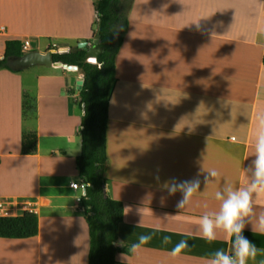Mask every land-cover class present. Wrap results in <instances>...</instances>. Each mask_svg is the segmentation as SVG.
Returning <instances> with one entry per match:
<instances>
[{
    "label": "crops",
    "instance_id": "1",
    "mask_svg": "<svg viewBox=\"0 0 264 264\" xmlns=\"http://www.w3.org/2000/svg\"><path fill=\"white\" fill-rule=\"evenodd\" d=\"M95 1L0 0V59L7 40L28 37L34 50L69 51L84 41L92 49ZM35 67L0 70V196L29 202L21 214L39 217L36 236L0 237V264H88L82 192L71 187L81 179L83 72ZM262 112L264 0L133 1L107 132L106 189L124 205L117 264H208L217 249L230 250L224 233L203 239L198 219L218 210L215 192L226 180L243 178ZM32 132L36 151L25 154L23 136ZM172 179L200 181L183 209L182 193L161 190ZM243 235L261 250L249 264H264V234L248 225ZM181 241L188 247L174 256Z\"/></svg>",
    "mask_w": 264,
    "mask_h": 264
},
{
    "label": "trees",
    "instance_id": "2",
    "mask_svg": "<svg viewBox=\"0 0 264 264\" xmlns=\"http://www.w3.org/2000/svg\"><path fill=\"white\" fill-rule=\"evenodd\" d=\"M133 1L94 2L97 20L93 34L98 38L95 55H92L89 46H75L67 52L53 53L55 62L78 66L84 76L83 87L79 90V103L84 112L80 130L82 151L77 157V166L80 177L88 184L86 195L82 196L80 202V211L89 226L88 264H117L116 256L121 251L116 243L124 219V205L111 198L106 189L107 132L110 97L117 80V56L129 30V12ZM24 54L21 40H7L4 57L0 59V70L17 71L8 65V61ZM90 57H96L97 62L90 61ZM36 142L34 132L24 134L23 153H34ZM38 233L39 217L33 211L0 218V237L29 238Z\"/></svg>",
    "mask_w": 264,
    "mask_h": 264
},
{
    "label": "clouds",
    "instance_id": "3",
    "mask_svg": "<svg viewBox=\"0 0 264 264\" xmlns=\"http://www.w3.org/2000/svg\"><path fill=\"white\" fill-rule=\"evenodd\" d=\"M254 157L247 168L243 170V178L238 184L225 181L221 190L215 192V200L219 202L218 210L205 211L198 219L202 238L213 242L218 233H224L230 250L217 249L208 264H249L255 261L261 250L256 244L243 235L245 228L251 225L253 232L264 234V212L257 214V207H264V112L258 113L256 127L252 139V154ZM211 178H217L219 173L213 169H205ZM156 179L159 181V177ZM206 177V183H209ZM200 181H178L172 179L161 186L169 196L182 193V199L177 207L183 209L194 193L199 191ZM165 198L161 197V203ZM207 209L208 205H204ZM150 238L140 237V243H147ZM168 243V238H165ZM139 244H133L128 250L136 253ZM188 247L186 241H181L173 249L176 256Z\"/></svg>",
    "mask_w": 264,
    "mask_h": 264
},
{
    "label": "water",
    "instance_id": "4",
    "mask_svg": "<svg viewBox=\"0 0 264 264\" xmlns=\"http://www.w3.org/2000/svg\"><path fill=\"white\" fill-rule=\"evenodd\" d=\"M87 45V42H80L78 44V47L82 48ZM56 50H46V51H40V50H33L28 53H25L22 56L12 58L8 61V65L13 67L15 70H24L32 66L36 65H43L47 67L51 66H64L65 68L69 70H77L78 66H72L68 64H64L60 61L55 62L53 60V53H55ZM60 52H67L66 51H60ZM90 61L97 62L96 57H90ZM84 83V76H79L78 78V89H82ZM84 106V105H83Z\"/></svg>",
    "mask_w": 264,
    "mask_h": 264
},
{
    "label": "built area",
    "instance_id": "5",
    "mask_svg": "<svg viewBox=\"0 0 264 264\" xmlns=\"http://www.w3.org/2000/svg\"><path fill=\"white\" fill-rule=\"evenodd\" d=\"M35 41L32 38H25L22 40V50L24 53H28L35 49ZM87 182L84 179H80L78 182H72L71 187L80 190L82 195L77 198L80 203L82 196L86 195ZM29 202H23L15 198L0 196V218H10L21 215V212L29 207Z\"/></svg>",
    "mask_w": 264,
    "mask_h": 264
},
{
    "label": "rangeland",
    "instance_id": "6",
    "mask_svg": "<svg viewBox=\"0 0 264 264\" xmlns=\"http://www.w3.org/2000/svg\"><path fill=\"white\" fill-rule=\"evenodd\" d=\"M93 44H91L92 46V55H95V53L97 52V48L95 47V45L97 44L98 42V38L96 36H94V39L91 40ZM35 47H36V44H35ZM37 66V65H36ZM30 69L28 70H36L37 67L35 66H32V67H29ZM26 72H30V71H26Z\"/></svg>",
    "mask_w": 264,
    "mask_h": 264
}]
</instances>
